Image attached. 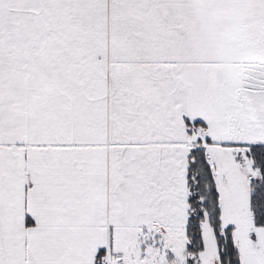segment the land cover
Returning <instances> with one entry per match:
<instances>
[{
    "label": "snow or ice",
    "instance_id": "obj_1",
    "mask_svg": "<svg viewBox=\"0 0 264 264\" xmlns=\"http://www.w3.org/2000/svg\"><path fill=\"white\" fill-rule=\"evenodd\" d=\"M0 264H264V0H0Z\"/></svg>",
    "mask_w": 264,
    "mask_h": 264
}]
</instances>
